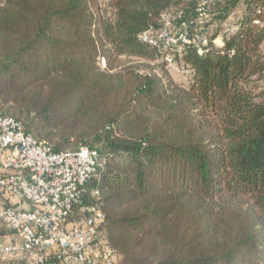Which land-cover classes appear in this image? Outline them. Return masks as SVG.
<instances>
[{
    "label": "trees",
    "instance_id": "1",
    "mask_svg": "<svg viewBox=\"0 0 264 264\" xmlns=\"http://www.w3.org/2000/svg\"><path fill=\"white\" fill-rule=\"evenodd\" d=\"M260 1L211 0L200 23V0H0V112L55 152H99L105 170L86 202L100 190L99 242L120 264H264ZM164 15L173 36L207 37L208 53L144 43ZM102 59L121 69L102 71Z\"/></svg>",
    "mask_w": 264,
    "mask_h": 264
},
{
    "label": "built area",
    "instance_id": "2",
    "mask_svg": "<svg viewBox=\"0 0 264 264\" xmlns=\"http://www.w3.org/2000/svg\"><path fill=\"white\" fill-rule=\"evenodd\" d=\"M200 23L211 0H200ZM164 28L156 36L148 31L144 43H163L172 52L195 43L200 55L208 53V39H190L187 32L173 36L171 17L163 16ZM257 25L262 21L256 20ZM234 27L226 29L233 33ZM215 44L216 41H215ZM218 46V45H217ZM223 46V45H222ZM167 67L183 72L172 54ZM103 64L106 61L103 59ZM105 162L95 149L55 152L46 142L26 134L14 117L0 112V261L17 264H120L116 252L99 242V228L106 219L99 189L86 202V186L100 177Z\"/></svg>",
    "mask_w": 264,
    "mask_h": 264
},
{
    "label": "rangeland",
    "instance_id": "3",
    "mask_svg": "<svg viewBox=\"0 0 264 264\" xmlns=\"http://www.w3.org/2000/svg\"><path fill=\"white\" fill-rule=\"evenodd\" d=\"M102 1H107V0H102ZM264 3V0L260 1L259 5H262ZM245 10V2L242 1L239 6H237L233 13L231 14V16L221 24V30H220V36L215 40L216 41V45H218V47H222L223 45V37L226 35V29L230 28L231 26L235 25V21L238 18V16H241L243 14ZM263 23V22H262ZM263 49H264V44H263ZM122 62H126V65H130V64H135V63H140L142 65H145L144 61H137V60H132V59H121ZM150 66H154L155 63H147ZM100 67L102 71H106V72H110V73H114L117 70L121 69V67L119 68H115L113 70L109 69V64L106 62V65L103 64V59L101 60L100 63ZM166 72L168 73V75L170 76V78L179 85L182 86H187L189 84L188 82V77L183 74V72L171 69L169 67H165ZM0 242H3L2 239H0Z\"/></svg>",
    "mask_w": 264,
    "mask_h": 264
},
{
    "label": "crops",
    "instance_id": "4",
    "mask_svg": "<svg viewBox=\"0 0 264 264\" xmlns=\"http://www.w3.org/2000/svg\"><path fill=\"white\" fill-rule=\"evenodd\" d=\"M2 240H3V241H4V240H7V238H4V239H2Z\"/></svg>",
    "mask_w": 264,
    "mask_h": 264
}]
</instances>
